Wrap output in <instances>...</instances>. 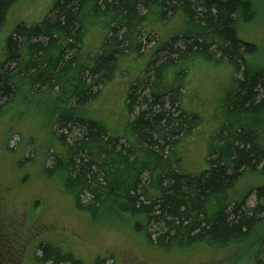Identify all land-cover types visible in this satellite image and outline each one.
<instances>
[{"label": "trees", "instance_id": "1", "mask_svg": "<svg viewBox=\"0 0 264 264\" xmlns=\"http://www.w3.org/2000/svg\"><path fill=\"white\" fill-rule=\"evenodd\" d=\"M20 1L0 0V31ZM256 13L252 0H54L44 22L19 25L6 41L0 114L28 96L29 102L39 94L51 101L59 148L45 174L60 179L80 209L95 218H139L136 227L166 254L234 247L232 264H246L245 254L264 239L258 230L264 185L241 200L234 192L249 177L264 179V71L248 64L246 56L257 48L242 41L237 28ZM176 25L172 33L158 32ZM98 29L100 46L93 52L88 40ZM153 42V59L126 99V133L110 135L91 111L94 89ZM200 59L230 62L235 78L221 103L223 122L210 139L208 167L194 175L183 157L202 118L186 106L185 94L191 62ZM151 226L158 228L156 238ZM40 250L41 263L82 264L50 245ZM251 264H264V249Z\"/></svg>", "mask_w": 264, "mask_h": 264}, {"label": "rangeland", "instance_id": "2", "mask_svg": "<svg viewBox=\"0 0 264 264\" xmlns=\"http://www.w3.org/2000/svg\"><path fill=\"white\" fill-rule=\"evenodd\" d=\"M252 1L256 17L249 23L240 21L237 32L242 41L256 45L255 53L246 56L250 67L264 71V0ZM53 3L54 0H22L9 10L0 31V60L15 28L41 24L50 15ZM177 28L178 25L159 26L158 32L172 33ZM100 33L99 29L94 30L88 40L93 52L100 46ZM154 44L145 47L142 55L122 60L114 77L94 89L98 93L91 111L110 135L126 133V99L153 59ZM191 63L185 103L200 113L202 123L192 135L193 142L183 159L187 170L199 175L208 167L210 139L223 122L221 103L233 88L235 69L226 60L200 59ZM29 97L18 100L0 114V253L5 255L2 264H53L38 260L41 245L60 250L61 256L72 255L82 264H232L237 260L234 247L223 250L203 247L166 254L151 246L145 230L136 227L139 218L116 213L95 218L92 212L80 209L61 180L49 179L45 174L59 148L52 137L56 114L51 101H44L46 98L40 94L33 102L28 101ZM262 185L263 178L249 177L237 186L234 199L241 200L247 197L250 188ZM247 204L255 207L254 195L248 197ZM258 230L264 236V220ZM157 231L156 226H151L153 238L157 237ZM263 249L264 239L260 248L249 254V259L245 254L246 264L253 263Z\"/></svg>", "mask_w": 264, "mask_h": 264}, {"label": "flooded vegetation", "instance_id": "3", "mask_svg": "<svg viewBox=\"0 0 264 264\" xmlns=\"http://www.w3.org/2000/svg\"><path fill=\"white\" fill-rule=\"evenodd\" d=\"M5 255H3V254H1L0 253V264H2V260H4L5 259V257H4Z\"/></svg>", "mask_w": 264, "mask_h": 264}, {"label": "bare ground", "instance_id": "4", "mask_svg": "<svg viewBox=\"0 0 264 264\" xmlns=\"http://www.w3.org/2000/svg\"><path fill=\"white\" fill-rule=\"evenodd\" d=\"M256 263V262H255Z\"/></svg>", "mask_w": 264, "mask_h": 264}]
</instances>
